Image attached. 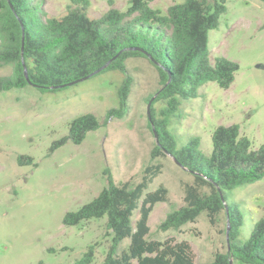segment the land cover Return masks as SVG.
Masks as SVG:
<instances>
[{
	"label": "rangeland",
	"instance_id": "obj_1",
	"mask_svg": "<svg viewBox=\"0 0 264 264\" xmlns=\"http://www.w3.org/2000/svg\"><path fill=\"white\" fill-rule=\"evenodd\" d=\"M32 1L50 15L62 14L70 4V0ZM89 1L88 14L93 18L109 7L128 6V0ZM181 1L152 0L150 5L165 12ZM224 4L226 10L218 26L209 30L207 45L211 61L224 56L237 62L234 80L228 88L215 81L199 86L196 97L181 100L170 122L179 146L197 136L206 155L218 125L238 124L253 149L264 143V4L260 0H224ZM126 68L133 83L123 116L106 119L108 110L119 106L123 74L118 70H105L53 91L26 85L0 92V264H74L90 244L95 246L92 264H101L111 243L105 217L68 226L64 214L97 195L109 175L116 183L134 186L151 166L159 170L145 192L163 185L168 193L152 208L148 239L187 241L194 264L228 249L224 211L214 223L202 212L178 229L158 227L170 209L184 204L185 188L194 178L169 154L152 157L156 138L148 126L146 98L156 96V68L143 57L127 59ZM10 71L8 65L0 67V74ZM153 100L150 107L158 115L164 104ZM87 112L95 114L101 125L80 143L68 139L51 150L68 134L69 122ZM19 155L31 156L32 163L19 164ZM226 196L243 216L239 239L244 241L254 222L264 217V178L226 190ZM138 217L136 210L133 225ZM128 242L124 239L120 249ZM232 264L245 263L232 259Z\"/></svg>",
	"mask_w": 264,
	"mask_h": 264
},
{
	"label": "trees",
	"instance_id": "obj_2",
	"mask_svg": "<svg viewBox=\"0 0 264 264\" xmlns=\"http://www.w3.org/2000/svg\"><path fill=\"white\" fill-rule=\"evenodd\" d=\"M151 1L128 0L124 10L109 7L93 18L88 14L89 0H70L59 15L48 14L32 0H0V67H11L9 73L0 74V92L26 85L58 90L109 61L97 73L118 70L123 79L118 89L119 106L109 109L106 119L113 114L123 116L133 83L126 60L148 59L158 72L159 87L153 102L164 104L158 115L154 106L150 107L148 126L158 137L152 157L167 153L194 178L185 188L184 204L170 209L158 227L178 229L194 222L202 212L214 223L224 211L230 225L228 249L216 251L212 260L200 264H230L232 259L264 264V217L254 222L248 237L241 241L243 216L226 196V190L264 178V143L253 149L250 140L240 134L238 124L218 125L212 131L211 150L206 155L197 136L179 146L170 130L171 117L177 114L182 99L196 97L198 87L208 81L228 88L234 80L237 62L224 56L211 61L207 45L209 30L218 26L226 10L224 0H183L170 4L165 12L151 7ZM100 125L91 112L75 116L69 122L68 134L55 141L51 150L68 139L80 143L88 131ZM17 160L19 164L33 161L28 155H19ZM158 170L159 166L149 167L134 186L116 183L109 175L97 195L64 214L63 223L68 226L105 217L111 243L101 264H194L187 241L147 237L152 208L165 201L168 193L163 185L145 192ZM204 187L208 190L203 191ZM136 210L139 217L133 225ZM124 239L129 242L120 249ZM94 247L90 244L74 264H92Z\"/></svg>",
	"mask_w": 264,
	"mask_h": 264
},
{
	"label": "water",
	"instance_id": "obj_3",
	"mask_svg": "<svg viewBox=\"0 0 264 264\" xmlns=\"http://www.w3.org/2000/svg\"><path fill=\"white\" fill-rule=\"evenodd\" d=\"M21 22V21H20ZM21 25H22V31L24 30V27H23V24H22V22H21ZM109 62V61H108ZM108 62L107 63H105L102 67H100L99 69H97V70H95L94 72H92L91 74H89V75H87V76H85V77H83V78H80V79H78V80H75V81H73V82H70L69 84H73V83H77V82H79V81H82V80H84V79H87L88 77H90V76H92L93 74H95V73H97L99 70H101L102 68H104L107 64H108ZM24 64V63H23ZM24 68H25V65H24ZM25 73H26V71H25ZM27 76V75H26ZM155 96H152L151 98H150V100L148 101V104H147V115H148V118L150 119V103H151V101L153 100V98H154ZM154 136H155V138H156V142H157V140H158V137H157V133H156V131L154 130ZM175 160V159H174ZM176 161V163H178L180 166H182L177 160H175ZM183 167V166H182ZM220 194H221V197H222V200H224V198H223V194H222V192L220 191ZM225 208H226V210H227V205H225ZM229 228H230V225H229V222L227 223V229H226V236H227V244H228V230H229ZM230 264H232V260H230Z\"/></svg>",
	"mask_w": 264,
	"mask_h": 264
}]
</instances>
